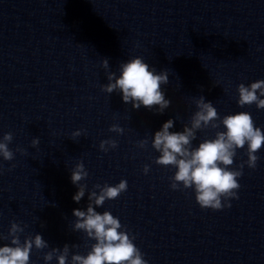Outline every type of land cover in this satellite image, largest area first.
<instances>
[{"label": "water", "instance_id": "obj_1", "mask_svg": "<svg viewBox=\"0 0 264 264\" xmlns=\"http://www.w3.org/2000/svg\"><path fill=\"white\" fill-rule=\"evenodd\" d=\"M133 57L167 70L161 87L171 105L162 114L102 91L107 73L118 76ZM256 80H264V0H0V138L12 133L14 152L0 157V235L13 222L21 243L40 234L49 247L33 248L29 264H46L44 253L65 244L69 261L86 255L95 241L73 231L72 212L86 209L88 192H99L93 185L124 179L127 190L94 209L119 219L147 264H264V146L255 169H242L238 199L215 211L202 209L191 188L171 189L176 169L154 163L151 147L168 119L172 132L189 124L201 95L220 118L247 112L264 132V109L236 102L237 85ZM217 131L223 126L198 130L192 147ZM109 139L117 146L102 152ZM246 149L236 150L232 169ZM77 163L88 172L79 203L70 180Z\"/></svg>", "mask_w": 264, "mask_h": 264}, {"label": "clouds", "instance_id": "obj_2", "mask_svg": "<svg viewBox=\"0 0 264 264\" xmlns=\"http://www.w3.org/2000/svg\"><path fill=\"white\" fill-rule=\"evenodd\" d=\"M101 67L109 68L108 60L101 61ZM119 75L115 72L107 73V84H102L101 89L105 93H113L118 90L125 104L131 103L133 109L141 106L162 114L169 108L171 101L165 98L162 85L168 83L167 70L157 72L140 57H133L119 64ZM237 104L241 107L255 104L257 109H264V80H256L245 86L237 85ZM196 108L190 117L189 124L183 126L182 131H169L174 126L173 119L164 122L160 130L152 137L151 147L159 153L154 163L161 166H171L176 169L169 178L170 188L184 190L191 188L195 195L196 203L202 209L220 210L230 207L229 199H238L237 190L240 188L238 178L242 175V169L246 164L248 168L255 169L259 157L256 153L264 146V132L257 127L247 112L219 117L211 102L205 101L201 95L194 101ZM223 126L224 131L215 132L214 138L204 139L193 148L192 141L196 139L198 130L211 127L217 129ZM110 132L121 134L123 129L117 125L109 128ZM72 137L81 135L79 130L74 131ZM13 139L12 133L3 134L0 138V157L4 161H11L14 152L8 145ZM146 140H141L138 147L144 148ZM39 144V138H33L32 147ZM107 145V147H106ZM247 145V160L243 161L236 169L230 166L234 162L236 150ZM117 146L114 140H102L99 149L107 152ZM22 155L24 150L17 148ZM142 171L147 174L148 165ZM88 176V172L82 163H77L71 171L70 180L77 187L73 195L74 202L85 196L86 185L80 183ZM127 181L121 179L118 184L103 186L93 185L97 191L88 192L86 209H74L75 217L73 231H82L87 238L93 239L90 250L86 255L73 254L69 257V245L62 248H51L45 252L43 260L49 262L55 256L57 264H147L141 251L133 243L134 237H130L124 230L119 219L110 212L98 213L94 209L102 206L105 200H113L127 190ZM223 200V203H222ZM23 228L18 223H11L7 236L0 235V239H9L10 246H0V264H29L30 253L33 248L42 250L49 247L40 234L25 237L21 243L19 234ZM75 247V245H72Z\"/></svg>", "mask_w": 264, "mask_h": 264}]
</instances>
